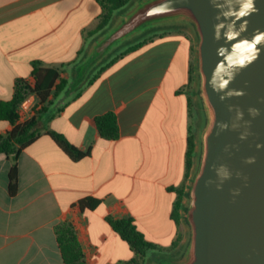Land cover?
<instances>
[{
    "label": "crops",
    "instance_id": "1",
    "mask_svg": "<svg viewBox=\"0 0 264 264\" xmlns=\"http://www.w3.org/2000/svg\"><path fill=\"white\" fill-rule=\"evenodd\" d=\"M101 13L96 0H0V102L13 99L18 79L32 77L35 61L71 75ZM193 54L191 34L170 30L110 67L80 96L61 98L62 111L45 116L40 137L20 154L14 196L13 161L0 154V264H66L56 234L64 221L78 226L86 264L135 257L110 217L132 218L146 240L162 248L174 244L183 226L173 218L175 189L185 182L188 138L198 121ZM110 112L117 116V140L103 139L93 123ZM12 129L0 121V134ZM50 131L90 155L72 160ZM86 198L101 204L82 211Z\"/></svg>",
    "mask_w": 264,
    "mask_h": 264
},
{
    "label": "water",
    "instance_id": "2",
    "mask_svg": "<svg viewBox=\"0 0 264 264\" xmlns=\"http://www.w3.org/2000/svg\"><path fill=\"white\" fill-rule=\"evenodd\" d=\"M195 41V157L187 234L147 264H264V0H133L72 68L67 97L114 54L151 33Z\"/></svg>",
    "mask_w": 264,
    "mask_h": 264
},
{
    "label": "trees",
    "instance_id": "3",
    "mask_svg": "<svg viewBox=\"0 0 264 264\" xmlns=\"http://www.w3.org/2000/svg\"><path fill=\"white\" fill-rule=\"evenodd\" d=\"M102 8L99 16L97 27L87 33V41L90 42L95 36L103 32L110 26L115 15L121 10L128 7L133 0H96ZM169 31L155 32L148 35L135 43L129 44L119 54L111 57L107 62L101 65L90 77L84 88L93 85L101 75L110 67L127 55L136 52L145 45L154 42L158 38H162ZM84 47L78 53V59L71 63L74 66L85 53ZM64 71L60 68L43 67L38 61L33 63L32 77L30 79H18L15 83V94L10 101L0 102V121H5L13 125V129L4 134H0V154H5L12 159L13 165L9 174V192L12 196L18 190V159L24 149L33 144L41 135L40 123L43 122L47 114L50 118L62 111L57 107V102L66 98L65 94L72 81L71 75H62ZM194 83L193 65L190 71V86ZM83 88V89H84ZM78 91L72 98L78 97L83 92ZM35 94L41 107L35 111V114L29 120L22 122L20 114L21 103L29 96ZM94 126L98 130L99 135L106 140H117L120 137V129L117 116L114 113L96 117L93 121ZM48 134L59 145V147L74 161H80L90 155L89 151H82L63 135L50 131ZM195 136L194 133L188 138V149L186 154V173L184 184L175 189L178 194L177 201L173 212L175 222L180 225L183 207V199L186 183L190 178L195 157ZM101 204V201L92 198H86L79 202V208L94 210ZM108 222L119 236L127 242L135 253V257L130 261L119 264H145L150 254L160 252L172 253L182 240V234L179 233L176 241L170 248H162L152 242L146 240L144 235L137 229L132 218L113 219L108 218ZM58 243L61 253L66 264H86L85 255L82 250L81 241L78 233L71 221H64L56 229ZM151 256V255H150Z\"/></svg>",
    "mask_w": 264,
    "mask_h": 264
},
{
    "label": "built area",
    "instance_id": "4",
    "mask_svg": "<svg viewBox=\"0 0 264 264\" xmlns=\"http://www.w3.org/2000/svg\"><path fill=\"white\" fill-rule=\"evenodd\" d=\"M41 107L40 103L38 102V98L35 94L29 96L27 99H25L20 106V114L22 116V122L29 120L32 118L35 114V111L39 110ZM74 224V223H73ZM74 227L79 234V229L76 224H74Z\"/></svg>",
    "mask_w": 264,
    "mask_h": 264
},
{
    "label": "rangeland",
    "instance_id": "5",
    "mask_svg": "<svg viewBox=\"0 0 264 264\" xmlns=\"http://www.w3.org/2000/svg\"><path fill=\"white\" fill-rule=\"evenodd\" d=\"M117 15V14H116ZM189 34H191V33H189ZM149 35H153V33H151V34H149ZM191 36L193 37V35L191 34ZM193 40H194V38H193ZM89 44V43H88ZM88 46V45H87ZM87 48V47H86ZM124 50V48H122L121 50H119V51H117L115 54H114V56L115 55H117V54H119L121 51H123ZM193 70H194V75H195V41H194V54H193ZM71 78H72V76H71ZM192 89H194V83H193V88ZM66 95V94H65ZM66 98H70V97H67V96H65ZM183 226H182V232H181V234H182V237L184 238L185 236H186V234H187V227L184 225V224H182ZM151 255V256H150ZM149 255V257L147 258V260H146V263L145 264H147L148 262H149V259L150 258H154L157 254H150Z\"/></svg>",
    "mask_w": 264,
    "mask_h": 264
}]
</instances>
